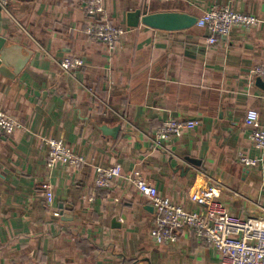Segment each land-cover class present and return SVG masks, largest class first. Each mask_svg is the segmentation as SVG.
<instances>
[{
  "label": "crops",
  "instance_id": "obj_1",
  "mask_svg": "<svg viewBox=\"0 0 264 264\" xmlns=\"http://www.w3.org/2000/svg\"><path fill=\"white\" fill-rule=\"evenodd\" d=\"M103 4L125 31L113 49L85 35L92 18L75 0H8L10 15L0 14V37L32 53L15 79L0 75V111L23 126L0 135V264H220L217 250L188 228L175 243L157 244L158 215L126 176L139 170L188 212L201 210L193 192L212 189L234 216L264 215V161L244 125L253 109L264 126V90L251 73L264 64V28H234L210 46L203 28L152 29L136 13L198 19L215 5L263 16L264 0ZM65 58L83 65L65 73ZM164 120L195 125L154 149L150 138ZM117 127L115 137L102 130ZM46 139L61 140L84 164L48 167ZM116 163L121 178L96 188L95 168Z\"/></svg>",
  "mask_w": 264,
  "mask_h": 264
},
{
  "label": "built area",
  "instance_id": "obj_2",
  "mask_svg": "<svg viewBox=\"0 0 264 264\" xmlns=\"http://www.w3.org/2000/svg\"><path fill=\"white\" fill-rule=\"evenodd\" d=\"M77 6L92 18L85 28V35L110 49L117 44L124 34L122 27L112 24L105 15L103 0H75ZM10 15L8 0H0V14ZM196 26L208 32L207 44L216 45L220 38H226L234 28H264V15L254 16L236 12L226 6H211L200 18ZM83 61L76 58H65L59 66L65 73L81 67ZM264 83V64L251 71ZM194 122L164 120L150 138L154 149L166 150L165 141L179 137L183 130L194 127ZM244 125L249 129L248 140L257 150L260 161H264V126L259 122L256 110H247ZM23 126L18 121L0 111V135H10ZM47 166L62 165L79 169L84 164V157L74 153L61 140L46 139ZM246 166H256V160L242 159ZM122 167L113 164L109 167H96L94 184L96 188H108L121 178ZM127 182L147 199L158 215L157 224L151 236L157 244H171L178 240V233L184 228L190 229L196 237L207 241L218 252L220 264H264V215L240 218L234 216L218 199L212 189L195 191L190 200L198 205L199 212H188L161 196L156 187L146 181L139 170H131L126 176ZM46 201L53 202V193L47 183L41 184Z\"/></svg>",
  "mask_w": 264,
  "mask_h": 264
},
{
  "label": "water",
  "instance_id": "obj_3",
  "mask_svg": "<svg viewBox=\"0 0 264 264\" xmlns=\"http://www.w3.org/2000/svg\"><path fill=\"white\" fill-rule=\"evenodd\" d=\"M137 21L142 25L152 29L178 31L186 30L194 26L197 18L184 13L176 12H157L148 13L146 7L136 13ZM136 22L130 26H136ZM31 52L23 53V48L18 44H10L5 38L0 37V75L8 79H15L27 66ZM255 84L257 87L264 90L263 81L257 77ZM105 133L115 137L119 128L115 129H102ZM192 164H198L195 160L189 159Z\"/></svg>",
  "mask_w": 264,
  "mask_h": 264
}]
</instances>
